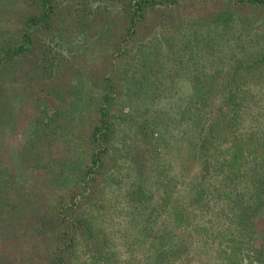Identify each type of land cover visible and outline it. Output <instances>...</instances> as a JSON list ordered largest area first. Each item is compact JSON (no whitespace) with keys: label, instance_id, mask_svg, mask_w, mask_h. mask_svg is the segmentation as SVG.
Segmentation results:
<instances>
[{"label":"rangeland","instance_id":"rangeland-1","mask_svg":"<svg viewBox=\"0 0 264 264\" xmlns=\"http://www.w3.org/2000/svg\"><path fill=\"white\" fill-rule=\"evenodd\" d=\"M194 1V4L174 9L173 20L179 22L183 20L189 25L192 18L197 20L200 12H204L201 11L202 6L207 11L216 8L215 0H203L200 5H197L200 0ZM59 2L70 3L69 0ZM75 4L84 10L82 23L78 26H81L80 38L85 34L83 28L86 31V27L88 28L87 43L85 44L83 37L80 42L78 39L74 40L69 47L58 46L56 52L59 57L52 67L55 73L45 74L42 85L38 88L58 89L61 86L58 92L60 95L62 87L83 84L86 87L84 91L89 97L86 100L87 113L81 114L83 104H77L76 96L68 103L59 101V98L36 96L30 89L34 88L30 77L17 73L18 70L14 71L12 66L0 67V74L3 75L0 84L5 82L3 92L7 97V104L2 108L0 117V169L3 168L2 174L14 180L11 188H16L17 194L22 191L24 202L21 201L22 205L15 206L17 210H28L29 213H25L21 228L23 230L31 228L34 222L33 211L41 209L28 204L32 200V195L34 199L42 198L46 205L56 204L65 199L66 191L76 183L74 180L76 176L72 175L64 180V184H58L54 180L57 179L54 176L56 172L68 168L80 170L90 164L92 150L90 130L97 120L99 92H102L104 86L101 78L112 72L114 82L120 88L113 109L118 101L123 115H130L116 122L112 139L115 145L111 146L110 151H107L108 146L103 148L101 154L104 160L103 168L93 176V183L89 188L95 196L78 211L89 219L95 234L99 233V229L106 233V240L99 242L102 246L106 245L102 253L103 256L106 255L99 263L107 261L108 264H238L239 253L229 244L233 239V228L230 224V210L222 203L225 202V192H218L219 196L223 197V200L219 198L218 202L213 198L208 199L210 202H202L192 197L195 195L196 187L200 186L203 174L200 172L202 160L195 155L193 144L196 141L195 135L203 126L200 122L210 124L214 122L207 120H214L219 123L220 118L224 120L231 116L230 106L220 108L225 97L221 96L216 88L220 81L214 80V77L220 70L225 75L228 69L226 65L232 56L264 48V19L250 26L234 22L218 29L201 28L197 31L195 28L196 33L188 31L190 26L185 25V33L180 38L173 32L174 25L169 24L165 17L158 15L156 18L158 21L148 18L142 33L138 34L141 39H137L138 42L131 47L130 52L127 54L122 52V55L114 59L116 55L113 51L106 52L103 49L102 43L106 40L103 26H95L97 22L107 19L108 14L104 11L103 2L82 0ZM96 8L99 10L94 11ZM198 8L197 18L191 17ZM108 10L115 13L118 9L109 7ZM94 17H96L94 21L90 22ZM206 21L208 20L200 22L204 25ZM7 37L14 38L9 35ZM181 53L184 63L179 65ZM171 65L173 68L169 67ZM111 66L119 68L118 77L115 69L109 71ZM77 71L80 72L78 77ZM200 75L202 80L200 83L199 78V84L207 83L205 88L202 85L199 87L205 93L207 91V94H203L204 101L200 107H205L206 104V108L204 115L203 113L197 115L199 120L192 122L190 113L185 108L192 104L196 78ZM256 82L258 85H252L255 91L253 92L257 95L256 100L248 111L241 109L235 126L239 127V139L247 140L250 134L255 141L251 146L264 145V95H262L264 83L260 79H256ZM213 84L215 88L211 89L210 86ZM215 89L219 95L211 91ZM208 93H212V96L209 97ZM200 95L199 92L198 97ZM240 96L245 97L244 91ZM60 98H63V94ZM56 117L59 118L58 124L47 123L49 119ZM192 119L194 120V117ZM39 121L42 124H39ZM141 123L142 126L147 125V136L135 133V126ZM222 129L224 132L223 126ZM222 129L220 123L217 134L222 136V140L217 142V147L212 148L215 154L213 161H208L209 164L217 160L227 162L226 153L231 146L232 137L224 135ZM152 135L158 146L157 155L153 152L151 143L144 142V140L150 142L148 138L151 140ZM29 137L31 140L27 141ZM32 138L38 140L34 142ZM135 140H141L143 151L150 150L149 155L152 160H156H140L133 165L130 147L134 145ZM151 142L155 144L153 140ZM37 147L44 148L47 154L51 151L52 155L41 160L40 164L25 166V159L20 156L22 149L30 150ZM26 157L29 159L31 156L27 154ZM225 176L218 172H214L213 178L209 179L207 176L206 190L202 194L214 196L208 189L210 183H219V187L224 185L222 189H226L227 194L230 193V181L226 182ZM158 180L164 182L171 180L172 184L168 188L162 187L163 185L157 184ZM56 187L59 190L55 191ZM139 188L144 189L143 194H131ZM0 192L3 194L5 191ZM192 206L196 208L192 209ZM176 210L181 214V220L178 222L175 221L173 214ZM190 210L196 214L189 212ZM188 217L190 222L194 220L193 223H187ZM173 224L178 227L177 230H173ZM255 228L258 236H264V213L255 220ZM167 235L163 245L161 240ZM178 241L180 244H177ZM81 243L72 264L88 263L87 257L81 255L83 253ZM16 247L10 248V251L16 254V259L21 260L19 256H23L24 247L21 248L19 245ZM172 247L173 251H169Z\"/></svg>","mask_w":264,"mask_h":264},{"label":"trees","instance_id":"trees-1","mask_svg":"<svg viewBox=\"0 0 264 264\" xmlns=\"http://www.w3.org/2000/svg\"><path fill=\"white\" fill-rule=\"evenodd\" d=\"M69 1L70 3L68 4H60L59 0H0V67L6 68L12 66L14 67L12 68L14 71L18 70L17 73L30 77L34 87L30 89L36 96L59 98V101H65L66 103L73 96H76L75 100L78 101L77 104H83L81 114L84 115L88 111L86 100L89 97L84 91L86 87L83 84L62 87L60 95H58V92H60L61 86L58 89L53 87L38 88L42 85V79L45 74L55 73L52 67L54 66V62H57V57H59L58 52H56L58 46L66 45L69 47L74 40L78 39L77 41L80 42L83 37V41L85 44L87 43L86 39L89 36L86 33L88 28L86 27L87 31L83 28L82 31L85 34L80 38L81 26H78L82 23L84 10L75 4L82 0ZM100 1L103 2V6H105L104 11L108 16L104 14L107 16V19L97 22L95 26H103L106 40L102 43V46L106 52L113 51L116 55L114 59L122 55V52L124 54L130 52L131 47H134L138 42L137 39H141V36H138V34L142 33L148 18H154L155 21H158L156 19L158 15L165 17L169 24L174 25L173 32L181 38L182 34L185 33L184 26L186 24L183 20L181 22L173 20V11L180 6L194 4L195 2L194 0ZM202 1L200 0V3L197 5H200ZM193 6L195 7V5ZM214 6L216 8L209 11L202 6L201 11L204 12H200L199 18L196 17L199 11L198 8L194 16H191L196 17L197 20L192 18L191 23L186 25L190 26L188 27V31L196 33V29L198 31L201 28V30H208L207 28L218 29L220 26H227L234 22L250 26L264 19V0H215ZM109 7H114L118 10L115 13L108 12ZM97 10L99 9H94V11ZM95 18H92L90 22L94 21ZM199 20L208 21L202 25ZM161 26H164V24H161ZM7 35L14 38H8ZM135 37L137 38L135 39ZM133 43L134 45L131 46ZM192 51L190 47V52ZM236 55L229 59L225 75L220 70L214 77V80L220 81L216 85V88L220 91L221 96L225 97L224 103L220 105V108L224 109L225 106H230L231 116L224 118V120L220 118L221 122L219 123L214 120H207L214 122L210 124L200 122L201 126H203L198 134L195 135L196 141L193 144V151L202 160L200 172L203 174L200 186L196 187L195 195H192V197L202 202H210L211 200H208L210 198L218 202L219 198L223 200V197H220L218 192H225V202L222 203L230 210V224L233 228V239L229 241L231 242L229 244L239 253L238 264H264V236H258L255 230V220L264 213V145L251 146V143L255 141L250 137V134L247 136V140L239 139V127H235L241 109L244 108L248 111L253 101L256 100L257 95L254 94L255 91L252 85H258L256 79H260L264 83V48L243 55ZM186 57L188 56L186 55ZM179 58L178 63L181 65L184 63L182 53ZM169 67L173 68L172 65ZM114 69V66L109 67V71H113ZM115 70L118 77L119 68L116 66ZM79 75L80 72L77 71L76 77ZM199 78L201 83L202 76L200 75V77L196 78L197 83H195V88L193 89L192 104L185 108L186 111H189L192 122H195V120L197 122L199 120L197 115L200 116L202 113L204 115V109L206 108V104L205 107L200 106L204 101L203 94H207V91L205 90V93L199 87L202 85L205 88L207 83L199 84ZM0 81H3L2 74H0ZM101 81L104 86L102 92H99L96 110L97 120L90 130L92 146L89 158L90 164L80 170L68 168L54 174L55 178H57L54 180L58 184H64L72 175L76 176V179H74L76 183L71 189L66 191L65 194L67 195L64 200L56 204L46 205L42 198L34 199L33 195L30 194V196L32 195V200L28 204L41 209L33 211L34 222L28 230H23L21 224H23V220L26 217L25 213H29V211L17 210L15 206L16 204L22 205L21 201L24 202V198L21 195L22 191L20 190V194H17V189L11 188V183L14 180L2 174L1 170L3 168L0 169V191H5L3 194L0 192V264H72L81 241L83 243H81L83 249L81 255L87 257V264H101V262L99 263L100 259L105 258L106 254L103 256L102 253L106 245L102 246L99 242L106 240V233L102 229H99V233L95 234L89 219L85 218L84 214H79L78 211L95 196L89 188L92 186L93 176H95L99 169L103 168L104 160L101 158L103 148L108 146L107 151H110L111 146L115 145L112 139L115 133L116 122H120L121 118L129 117L130 114L123 115L118 101L117 106L113 109V104L119 95L120 88L114 82L112 72L102 76ZM3 84L5 82L0 84V117L2 108L7 104V97L3 92ZM90 85L94 87L93 84ZM71 88L72 92H70ZM210 88H215L214 84ZM211 91L219 95L216 89ZM242 91L245 93L244 98L240 96ZM199 92L201 95L198 97ZM62 94L63 98H60ZM208 94L209 97L212 96V93ZM262 95H264V91H262ZM208 96L207 99L209 100ZM117 107L118 110H116ZM117 111H119L118 114ZM75 113L73 112V114ZM192 117H194V120ZM201 117L203 118V116ZM58 121L59 118L56 117L49 119L47 123L58 124ZM38 123L42 124L40 121ZM220 123L221 129L222 126L225 129L224 132L222 129L223 134L232 137L231 146H229L226 153L227 162L222 163L217 160L209 164L208 161L212 160L215 154L212 148L217 147V142L222 140V136L217 134V127ZM142 124L135 126V133L138 135L139 132L147 136V125L142 126ZM222 132L219 131V133ZM55 133L56 131L53 135ZM153 135L151 140L148 138L150 142L146 140L144 142L151 143L152 150L157 155L159 151ZM32 139L35 140L34 142L38 140L37 138ZM29 140H31V137L27 141ZM152 140L155 144L151 142ZM130 149V158L133 165L140 160H156H152L153 158L149 155L150 150L143 151L141 140H135L134 145ZM22 151L20 156L25 159V166L40 164L41 160L52 155L51 151L47 154L44 148L40 147L30 150L23 148ZM27 154L31 156L29 159L26 157ZM214 172L226 175L224 180L226 182L230 181V193L227 194L226 189H222L224 185L219 187V183H210L208 189L214 196L202 194L206 190L205 182L207 176L209 179L213 178ZM60 180L63 182H59ZM157 184L168 188L172 183L171 180H166L165 182L164 180H158ZM54 189L55 191L59 190L57 187ZM143 192L144 189L139 188L131 194H143ZM189 205H191L190 200ZM191 208L194 209L196 207L192 206ZM179 212V210H176L173 213L176 222L181 220ZM189 212L196 214V212L191 210ZM189 219L190 217L186 219L187 223H193L194 220L190 222ZM177 229L178 227L173 224V230ZM167 237L168 235L164 236L161 240L163 245H165ZM179 242L177 244H180ZM16 245H19L21 248L24 247L23 256H19L21 260L16 259V254L10 251V248H17ZM177 248L176 246L175 249ZM169 251H173V247ZM14 257L15 259L13 260ZM103 264H108V262L103 261Z\"/></svg>","mask_w":264,"mask_h":264}]
</instances>
